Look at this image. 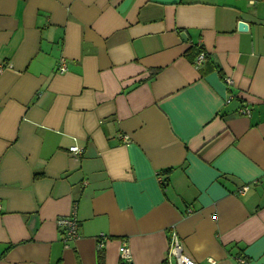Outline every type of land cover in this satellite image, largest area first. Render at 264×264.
<instances>
[{
	"label": "crops",
	"instance_id": "crops-1",
	"mask_svg": "<svg viewBox=\"0 0 264 264\" xmlns=\"http://www.w3.org/2000/svg\"><path fill=\"white\" fill-rule=\"evenodd\" d=\"M172 231L264 264V0H0V264H177Z\"/></svg>",
	"mask_w": 264,
	"mask_h": 264
},
{
	"label": "built area",
	"instance_id": "built-area-1",
	"mask_svg": "<svg viewBox=\"0 0 264 264\" xmlns=\"http://www.w3.org/2000/svg\"><path fill=\"white\" fill-rule=\"evenodd\" d=\"M205 53H201L197 56L195 65L197 67L202 66L205 61ZM66 61L61 60L59 62L58 73L64 74L66 72ZM231 80L228 79L227 83L231 84ZM230 102V101H228ZM244 113V111H243ZM69 152L74 155H80L82 153L81 149L78 146L70 147ZM249 186H244L238 189V195H244L248 192ZM57 226L59 230L63 233V241L65 244L74 241L79 238V223L76 216L73 214L69 217L60 218L57 221ZM106 239L105 236H100L97 238L98 249L103 248V241ZM120 259L123 264H131L132 263V255L127 244L123 243L120 249ZM175 261L177 264H195L193 261L188 259L187 257L182 255V247L179 242V238L177 234L172 231L170 235V248H169V261ZM236 264H247V261L244 258H237Z\"/></svg>",
	"mask_w": 264,
	"mask_h": 264
},
{
	"label": "trees",
	"instance_id": "trees-1",
	"mask_svg": "<svg viewBox=\"0 0 264 264\" xmlns=\"http://www.w3.org/2000/svg\"><path fill=\"white\" fill-rule=\"evenodd\" d=\"M192 50H190L188 53L190 54V58H191V61L195 64V61H196V58L198 55H200L201 53H205L203 52L201 49L199 50H196V52H191ZM206 57H205V61L203 62L202 66L206 65V62H207V59H208V55L205 53ZM100 257V256H99Z\"/></svg>",
	"mask_w": 264,
	"mask_h": 264
},
{
	"label": "water",
	"instance_id": "water-1",
	"mask_svg": "<svg viewBox=\"0 0 264 264\" xmlns=\"http://www.w3.org/2000/svg\"><path fill=\"white\" fill-rule=\"evenodd\" d=\"M248 29V25L244 22L239 24V31H246Z\"/></svg>",
	"mask_w": 264,
	"mask_h": 264
}]
</instances>
